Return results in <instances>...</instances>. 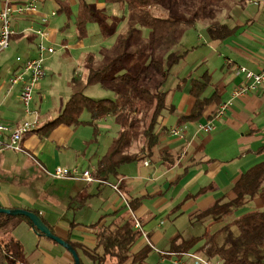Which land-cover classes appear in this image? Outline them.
<instances>
[{"label":"crops","instance_id":"0c3cea01","mask_svg":"<svg viewBox=\"0 0 264 264\" xmlns=\"http://www.w3.org/2000/svg\"><path fill=\"white\" fill-rule=\"evenodd\" d=\"M27 1L29 0H15V3L23 4ZM37 1V12L14 19L13 27L17 35L13 37L10 48L0 53L2 56L10 50L15 51L16 62L19 63L14 64L13 55L10 56L8 53L0 57V121L10 126L32 119L27 118L20 101L23 82H12L15 75L22 72L24 61L37 58L38 45L41 42L52 48L59 44V39H56L57 28L61 24L64 28L65 20L60 19L55 28L50 27L57 15H64L70 20L75 16L77 28L80 0H62L70 9L69 14L60 11L56 0ZM87 2L92 4L96 11L93 0ZM101 2L100 8L105 11L109 4L106 0ZM227 2L230 3L223 7L222 20L209 23L227 26L231 34L226 39H212L208 33L209 25L204 24L202 29L207 36L199 35L195 42L191 37L190 40L184 39L186 31L179 40V43H184L181 49L187 51V54L174 66L168 77L166 84L167 90L170 91L168 101L175 106V112L171 116H166L164 121L169 122L174 117L175 122L168 126V131L182 125L185 128V138L180 140L167 132L162 142V146L179 156V160L170 168L159 159L125 164L119 169L118 177H111L108 181L110 185H118L129 202H136L134 212L141 219L151 243L164 252H171L175 240L180 243L191 238L183 239L167 229L160 230L162 218L178 213L181 208L193 216L217 200H233L235 198L233 187L241 175L264 161V152L259 153L264 147V86L257 92L235 100L224 117L213 119L219 106L231 100L234 90L243 81V75L237 76L233 66H241L256 73L264 68V0L258 5L248 0ZM3 7L4 2L0 0V10ZM100 21L102 19L98 15V20L91 22L101 25L99 37L102 39L100 43L102 50L99 55L104 65L112 55V49L120 35L127 30L130 15L120 19L113 14L109 16L106 14L104 21L102 23ZM124 21L125 23L121 25ZM196 25L197 22H194L188 27ZM39 31L45 34L44 38L38 35ZM85 36L86 34L81 36L78 32L73 44L67 39L60 41L62 47H68L66 51L70 52L69 58L71 52L89 48L85 43ZM108 41L111 42L109 48L105 45ZM90 54L95 56L93 52L87 53L83 59L85 70L86 59ZM54 55L55 53L46 55L44 70L47 74L55 72L56 68L50 66ZM72 70V79L71 71L68 74L69 80L77 84L81 80L82 72L79 67ZM87 76L88 72L83 79ZM205 76H208V84L202 97L209 98L216 94L215 99L199 120L180 124V117L190 114L195 102L191 94L193 81L198 79L205 82ZM46 77L36 89L34 103L47 81ZM59 115L40 117L41 127L24 139L23 152L12 150L0 152V207L37 211L56 236L65 241L80 243L92 250L97 242L92 226L129 217L125 212L128 210L124 201L109 184L71 179L56 180L50 174L57 167L89 170L94 174L115 138L113 136L109 142L103 138L104 131L111 130V126L106 124L107 118H114L98 120L94 126L60 125L50 132L41 131ZM212 119L215 130L211 134L199 133L197 125L207 124ZM90 120L91 118L83 121ZM108 144L109 147L105 149ZM253 203L257 209H264L262 197L255 198ZM216 226L218 227H215L214 231L211 230L212 232L221 227L217 224ZM29 235H34L37 247L33 254L28 256L30 263L32 260L34 264L35 260L43 259L47 264H75L71 253L58 250L61 245L48 238L39 237L31 226L22 222L14 231V236L24 246L25 258L27 253L25 245L30 240ZM145 243L140 248L147 245ZM77 253L81 261L84 258L89 264H93L81 249H78ZM151 258L149 255L147 264H168L172 260V257H167L162 261L158 253L154 255L153 260ZM82 263L85 264L83 261Z\"/></svg>","mask_w":264,"mask_h":264},{"label":"trees","instance_id":"16d2710c","mask_svg":"<svg viewBox=\"0 0 264 264\" xmlns=\"http://www.w3.org/2000/svg\"><path fill=\"white\" fill-rule=\"evenodd\" d=\"M56 1L61 12L70 13L62 0ZM106 2L127 7L130 15L127 30L120 35L112 49V55L104 65L94 67L95 56L88 55L85 64L88 76L84 89L74 92L60 115L47 123L41 131L50 132L60 125L94 126L98 120L114 118L119 132L93 174L95 178L108 182L111 177H118L119 169L125 164L159 159L170 168L179 160V156L162 146L163 139L169 132L168 126L159 127L166 115L171 116L175 112V106L168 101L170 91L166 90V84L174 66L187 54V51H174L173 39L176 41L182 25L191 26L195 21L165 18L153 12V9L165 7L168 11L179 14L182 6L187 7L186 0ZM213 13V8L204 7L195 16L206 19ZM96 20L98 15L92 4L87 0H80L77 16L79 34L85 35L87 24ZM141 29L151 32L146 51L141 53L143 56H140L139 50L133 51L137 45L133 38L136 34L142 35ZM208 33L212 39L223 40L231 34V30L224 25H209ZM131 69H137L136 74H131ZM205 77V82L198 79L193 81L191 94L195 102L190 114L180 117V124L199 120L215 99L216 94L209 98L202 97L208 84V76ZM97 84L114 92L115 98L94 99L85 94L86 88ZM85 111L91 115L88 122L81 118ZM138 146L140 149L137 151ZM263 152L264 147L259 150V153ZM233 192V200H217L191 217L193 221L212 220L214 224L221 226L217 231L207 229L201 236L182 240L180 243L175 240L171 252L193 251L221 264H264V209L239 214L255 198L264 199V161L242 174L234 185ZM130 205L133 210L136 209V202L130 201ZM30 211L39 215L49 226L37 211ZM22 222L33 228V224L24 217L0 214V264H26L24 246L14 236V231ZM92 228L95 229L97 241L94 249L86 248L80 243L67 242L76 251L81 249L93 264H147L153 249L148 244L138 250L135 248L142 236L134 229L130 217L113 219L103 225L97 223ZM39 237L46 238L44 235ZM200 243L198 249H193Z\"/></svg>","mask_w":264,"mask_h":264},{"label":"rangeland","instance_id":"374dc122","mask_svg":"<svg viewBox=\"0 0 264 264\" xmlns=\"http://www.w3.org/2000/svg\"><path fill=\"white\" fill-rule=\"evenodd\" d=\"M226 1L221 0V2L218 1V3H216L217 1H215L212 3L210 0H186L188 5H187V7L182 6L181 9L179 10V14L174 13L172 11L170 12L165 7H160L159 9H153V12L155 15L162 16L165 18H172V19L176 18V19H182V20H186V21L192 20V21L197 22L196 27L190 28L188 26L183 27V25H182L179 28V31L177 34L178 37L176 38V41H174L175 39H173V42L175 44L174 51H182L181 47L184 43L183 44L179 43L180 37L181 36L183 37V35L186 31L187 32L184 35V39L187 38L190 40L192 38L195 42H197L199 35H202L203 37L207 36V35H205L207 33H205L203 31L202 26H204V24L209 25V23L213 24V23L218 22L219 20H222L223 15H224L223 7L225 8V5L227 4V6H228L230 3V2L226 3ZM93 3L95 4L96 11H97L99 17L102 19V21H100L101 23L104 21L106 14L108 16L113 14L115 17L120 18V19H122V18H124V16L128 15L127 7L123 8L119 4H109L108 6L105 7L106 8L105 11H103V9L100 8V3H102L101 0H93ZM204 7H207L209 9L213 8L214 13L212 16H209V17L206 16L207 17L206 19H198L195 16V14L198 12H201V10H203ZM115 10H116V12L114 13ZM60 19L65 20V25H64L65 27L62 28L61 27L62 24H61L57 28L58 35H57L56 39H59L58 40L59 44L54 47L56 52H55V55L52 56V60L50 61V66L53 68H56L55 72L49 73V74H47V72H45V76H47L46 77L47 81L44 84V87L42 89H40L39 96L36 98L35 103H34V99H33V103L31 106L32 109H34V110L37 109L36 111L38 112V114H40V117L41 116L42 117L43 116L48 117V116L59 115L58 113L62 112L61 107L64 105V103H66L70 94L73 93L74 91L75 92L76 91H82L84 89L86 77H85V79H83V78H84V76H86L87 72L83 68V59H85L87 53H90V52L95 53V57H96L95 60L96 61H95L94 67L98 68V67L103 65V60H100L101 56L99 55L100 51L102 50V45L100 44L102 39H101V37H99V33L101 32V25L97 22H91V23L87 24L86 36L84 37V39L86 40L85 43H86L87 47H89V48L78 49L75 53L71 52L72 55L69 58L68 55L70 54V52L66 51V49H68V47H62L60 45V41L62 39H67V41L70 44L71 43L73 44L74 41H76L77 34H78L76 24H75L76 19H75V16H73L72 19L70 20V19L64 17V15H57L56 19L50 25V27L55 28L56 24L59 22ZM124 23H125V21L121 25H123ZM141 30H142V35L136 34L133 38V40L135 39V45L137 44L136 47L133 48V51L136 52L137 50H139L138 51L139 54L146 51L147 45L150 42V35H151V32L149 30H147V29H141ZM118 35L119 34L117 33V36ZM113 40L114 39H112V41ZM116 41H117V39H116ZM110 43L111 42L108 41L107 43H105V45L109 48ZM112 44H113V42H112ZM45 46L48 47L46 44H45ZM6 53H8V55H10V56L13 55L14 64L18 63V62H16V55L17 54L15 53V51L10 50V51L2 54V56H0V57H4ZM140 56H143V55L141 54ZM147 56H148V54H147ZM47 61H46V66L48 64ZM76 67H79L80 72H82V74L80 76L81 80L79 83L73 84L71 82V80H69L68 74L71 71V79H72V74H73L72 69H74ZM136 71H137V69L129 70V72L131 74H136ZM45 76H44L43 80L45 79ZM166 90H167V88H166ZM209 92H210V90H209ZM85 94L94 98V99H114L115 98L114 92L104 88L103 85H101V84H97L95 86H91V87L86 88ZM34 97H35V93H34ZM81 118H82V120L89 119V118H91V115L89 114L88 111H85L82 114ZM174 122H175V119H174V117H172L169 122L168 121L162 122L159 129L162 126L172 125ZM106 124L111 126V130L109 132L104 131L103 138H105L107 140V142H109L113 136L116 137L118 130H119V127L116 125L115 120L110 119V118H107ZM227 141H228V139L226 140V143H227ZM109 145L110 144H108V146H106L105 149H107V147H109ZM102 146L105 147L104 144H102ZM230 147H231V145H230ZM139 149H140V147L138 146L137 151ZM78 167L80 168V166H78ZM122 204H123V202H122ZM79 205H80V203H79ZM253 209H257V208L255 207V203L252 202V203L246 205L244 208H242L240 210L239 214L247 212L249 210H253ZM125 212L127 214H129L128 211H125ZM127 216H130V214ZM191 217H192V215H190L188 212H186L184 208H181V210L178 213H176V214H174L168 218H166V217L162 218L160 220L162 223V228L160 230L164 229L163 231H165L167 229L173 235H180L181 238L188 239V238H192V237L201 236L207 229L214 231L215 227H218L210 219H207L204 221H193V220H191ZM163 231H161V232H163ZM167 235H169V234L167 233ZM29 238H30V240H28L26 245H25V247L27 249L25 261H26V264H33V260L30 263V259H28V256L33 254V251L37 247H36L34 235H29ZM144 243H145L144 239L141 238L139 240V242L137 243V245L135 246V248L139 249L140 246H142ZM200 246H201V243L196 245V247H194L193 249H198ZM58 250H62V251L65 250V251L69 252L63 246L59 247ZM156 250H159V248H156ZM156 250H154V252H151V254H150V257L152 256L151 260H153L154 255L157 253ZM82 261L85 264H89V261H87L84 258ZM34 264H47V262L44 263V260L41 259V260H35Z\"/></svg>","mask_w":264,"mask_h":264},{"label":"built area","instance_id":"2783aa9c","mask_svg":"<svg viewBox=\"0 0 264 264\" xmlns=\"http://www.w3.org/2000/svg\"><path fill=\"white\" fill-rule=\"evenodd\" d=\"M2 1L4 2V7L0 10V53L10 48L13 37L17 35V32L13 27L14 19L18 16H24L29 13L32 14L37 12L38 2L37 0H29L23 4H18L15 3V0ZM248 1L258 5L262 0ZM38 35H40L42 38L45 37V34L41 31L38 32ZM53 53H55L54 48L46 47L42 42L39 43L37 58L24 61L22 72L15 75V77L12 79L13 83H18L19 81L23 82L20 93V101L24 107L27 118L32 119H26L16 126H10L0 121V152L6 150L23 152L22 143L24 139L31 133H34L40 129V115L37 111L33 110L31 106L34 99V93L45 76L44 63L46 55ZM18 61L21 62V59L18 58ZM233 67L237 76L243 75V81L234 90L231 100L219 106L213 115L214 120L224 117L235 100L244 98L250 93L257 92L262 86H264V68H262L260 72L256 73L241 66L234 65ZM213 119L207 124H198V132L211 134L215 130ZM169 133L170 136L180 140L185 138V128L182 125L171 128ZM50 175L56 180L71 179L76 181H85L88 183L98 182L100 184H109V182L95 178L92 172L89 170H71L69 168L57 167ZM110 186L124 201L125 208L130 214L129 217L133 221L134 229L141 234L142 238L153 250H156L155 246L149 239V234L144 230L141 219L136 216L130 205V202L122 194L119 186ZM156 251L161 256L162 261H164V259L167 257H172V260L168 264H221L218 261L211 260L193 251L172 253L164 252L162 250Z\"/></svg>","mask_w":264,"mask_h":264},{"label":"water","instance_id":"95a60500","mask_svg":"<svg viewBox=\"0 0 264 264\" xmlns=\"http://www.w3.org/2000/svg\"><path fill=\"white\" fill-rule=\"evenodd\" d=\"M0 214L10 215L13 217H24L28 219L33 224V228H34L33 230L38 236L44 235L46 238L63 246L71 253V255L74 258L75 264H81V260L77 251L67 241L56 236L52 232L50 227L45 224V222L42 220V218L39 215L27 209H22V208L10 209L4 207H0Z\"/></svg>","mask_w":264,"mask_h":264}]
</instances>
